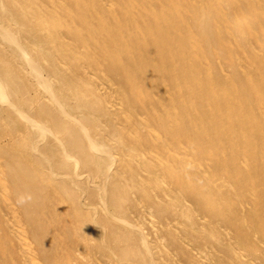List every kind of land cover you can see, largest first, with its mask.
<instances>
[{"label": "bare ground", "instance_id": "1", "mask_svg": "<svg viewBox=\"0 0 264 264\" xmlns=\"http://www.w3.org/2000/svg\"><path fill=\"white\" fill-rule=\"evenodd\" d=\"M0 264H264V0H0Z\"/></svg>", "mask_w": 264, "mask_h": 264}]
</instances>
